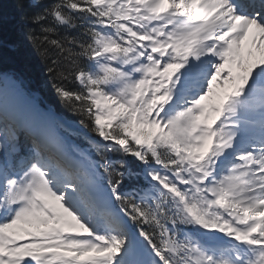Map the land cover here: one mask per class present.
I'll list each match as a JSON object with an SVG mask.
<instances>
[{
  "label": "snow or ice",
  "instance_id": "1",
  "mask_svg": "<svg viewBox=\"0 0 264 264\" xmlns=\"http://www.w3.org/2000/svg\"><path fill=\"white\" fill-rule=\"evenodd\" d=\"M16 10L88 147L0 53V264H264V0Z\"/></svg>",
  "mask_w": 264,
  "mask_h": 264
},
{
  "label": "trees",
  "instance_id": "2",
  "mask_svg": "<svg viewBox=\"0 0 264 264\" xmlns=\"http://www.w3.org/2000/svg\"><path fill=\"white\" fill-rule=\"evenodd\" d=\"M24 31L19 22L16 0H0V41L3 42L0 53L3 55L4 67L20 71L30 91L40 95L58 114L77 121L78 117L61 105L43 64L24 39Z\"/></svg>",
  "mask_w": 264,
  "mask_h": 264
},
{
  "label": "bare ground",
  "instance_id": "3",
  "mask_svg": "<svg viewBox=\"0 0 264 264\" xmlns=\"http://www.w3.org/2000/svg\"><path fill=\"white\" fill-rule=\"evenodd\" d=\"M40 105V104H39ZM40 107V106H39ZM41 108V107H40ZM42 109V108H41ZM52 112V111H51ZM54 118H55V122H60L61 124H63L64 126L63 127H59V126H56V130H60L62 128V131L61 133H59V131L57 130V134L58 135H62V132H63V129L65 130V128H75L74 130H77V131H82L81 129H79V125L77 122L75 121H71V120H67L63 117H60V116H56V114L54 112H52ZM54 126H55V123H54ZM68 136V135H67ZM62 137V136H61ZM71 154V153H70ZM74 155V154H72Z\"/></svg>",
  "mask_w": 264,
  "mask_h": 264
},
{
  "label": "rangeland",
  "instance_id": "4",
  "mask_svg": "<svg viewBox=\"0 0 264 264\" xmlns=\"http://www.w3.org/2000/svg\"><path fill=\"white\" fill-rule=\"evenodd\" d=\"M36 96V95H35ZM37 97V96H36ZM37 101L38 102H40L39 101V99H38V97H37ZM41 103V102H40ZM40 103H38V105L40 104ZM41 108H42V110H47L43 105H42V103L39 105ZM58 124H61L60 122H56L55 123V128H56V126H58ZM63 125V124H62ZM64 126V125H63ZM71 129H75V128H71ZM56 133H57V130L56 129H53ZM59 131V133H61V131H62V128L60 129V130H58ZM64 135V136H63ZM70 135V134H69ZM63 138H65L66 140H67V138H66V136H67V134L65 133V130L63 129V132H62V135H61ZM67 142L70 144V145H73L72 143H71V141H69V140H67Z\"/></svg>",
  "mask_w": 264,
  "mask_h": 264
}]
</instances>
